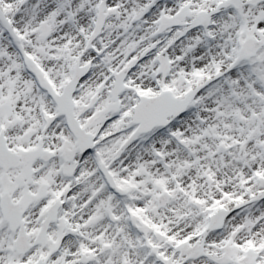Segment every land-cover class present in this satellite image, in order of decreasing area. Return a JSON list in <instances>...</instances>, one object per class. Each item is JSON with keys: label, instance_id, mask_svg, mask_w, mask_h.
Instances as JSON below:
<instances>
[{"label": "snow or ice", "instance_id": "snow-or-ice-1", "mask_svg": "<svg viewBox=\"0 0 264 264\" xmlns=\"http://www.w3.org/2000/svg\"><path fill=\"white\" fill-rule=\"evenodd\" d=\"M0 264H264V0H0Z\"/></svg>", "mask_w": 264, "mask_h": 264}]
</instances>
